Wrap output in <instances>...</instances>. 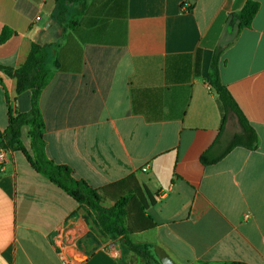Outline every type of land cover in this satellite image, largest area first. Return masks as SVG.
Segmentation results:
<instances>
[{
    "label": "crops",
    "instance_id": "1",
    "mask_svg": "<svg viewBox=\"0 0 264 264\" xmlns=\"http://www.w3.org/2000/svg\"><path fill=\"white\" fill-rule=\"evenodd\" d=\"M255 1L251 27L239 30L234 15L247 0H87L82 11L67 4L62 24L57 0H0V64L20 67L35 42L54 69L39 102L47 157L96 189L135 175L156 226L130 239L156 258L159 246L177 264H264V0ZM219 48L222 83L258 141L205 165L204 153L221 156L241 132L232 112L222 126L209 84ZM10 109L29 112L31 93L18 95L0 71V133ZM29 132L23 126L21 139L32 153ZM7 153L0 264L120 263L119 238L101 234L20 151Z\"/></svg>",
    "mask_w": 264,
    "mask_h": 264
},
{
    "label": "trees",
    "instance_id": "2",
    "mask_svg": "<svg viewBox=\"0 0 264 264\" xmlns=\"http://www.w3.org/2000/svg\"><path fill=\"white\" fill-rule=\"evenodd\" d=\"M87 0H57L58 12L55 16L59 23H64L68 13L67 4H77L76 10H83ZM260 4L255 0H247L244 7L234 16L238 22V29L250 28L259 11ZM77 24L76 20H70L69 26ZM6 30L0 35V43L6 41ZM222 49H217L211 65L209 84L216 93L219 104L223 111L222 126L228 113H234L241 126V132L236 134L226 151L218 157H212L210 152L202 155L201 161L205 165L214 164L233 147L245 145L254 148L257 144V135L250 126L245 115L239 108L229 89L222 83L219 56ZM47 46L33 42L26 61L17 68L3 66L0 71L12 77L16 81L17 94L29 91L31 93V109L21 113L9 110V125L4 133H0V151H20L31 167L45 176L51 183L62 189L77 203L86 207L94 218V223L101 234L111 239L119 238L121 241L122 258L119 264H161L160 261L149 251V244L134 243L130 235L146 231L156 226L152 217L147 214L151 203H154L149 191L138 181L135 175L109 184L101 189L92 187L85 180L73 176V171L66 165H59L50 160L45 150V123L40 109V96L42 90L49 83L54 74V69L47 65ZM29 126L31 150L25 147L21 139V129ZM222 129V128H221ZM111 197L115 204L104 207L101 204L100 194ZM208 264V263H202ZM227 264H244L231 262Z\"/></svg>",
    "mask_w": 264,
    "mask_h": 264
},
{
    "label": "water",
    "instance_id": "3",
    "mask_svg": "<svg viewBox=\"0 0 264 264\" xmlns=\"http://www.w3.org/2000/svg\"><path fill=\"white\" fill-rule=\"evenodd\" d=\"M155 253L161 264H177L161 247H155Z\"/></svg>",
    "mask_w": 264,
    "mask_h": 264
},
{
    "label": "built area",
    "instance_id": "4",
    "mask_svg": "<svg viewBox=\"0 0 264 264\" xmlns=\"http://www.w3.org/2000/svg\"><path fill=\"white\" fill-rule=\"evenodd\" d=\"M8 160V153L5 150L0 151V165H3ZM146 170V169H144ZM66 264H71L69 261L66 260Z\"/></svg>",
    "mask_w": 264,
    "mask_h": 264
},
{
    "label": "rangeland",
    "instance_id": "5",
    "mask_svg": "<svg viewBox=\"0 0 264 264\" xmlns=\"http://www.w3.org/2000/svg\"><path fill=\"white\" fill-rule=\"evenodd\" d=\"M25 140L28 141L27 137L25 136Z\"/></svg>",
    "mask_w": 264,
    "mask_h": 264
}]
</instances>
